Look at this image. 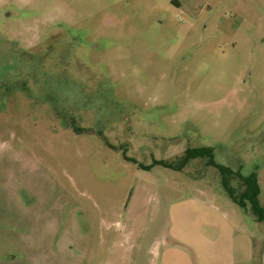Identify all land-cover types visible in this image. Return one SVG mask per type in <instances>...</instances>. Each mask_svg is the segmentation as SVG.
<instances>
[{
  "label": "rangeland",
  "instance_id": "obj_1",
  "mask_svg": "<svg viewBox=\"0 0 264 264\" xmlns=\"http://www.w3.org/2000/svg\"><path fill=\"white\" fill-rule=\"evenodd\" d=\"M251 174L264 0H0V264H264Z\"/></svg>",
  "mask_w": 264,
  "mask_h": 264
},
{
  "label": "trees",
  "instance_id": "obj_2",
  "mask_svg": "<svg viewBox=\"0 0 264 264\" xmlns=\"http://www.w3.org/2000/svg\"><path fill=\"white\" fill-rule=\"evenodd\" d=\"M211 154V148H189L186 151L185 155V161H188L193 158L198 157H205ZM213 156L210 157V163L217 166L215 161L213 160ZM218 167L225 173H233L232 170L229 169V167L225 166H219ZM234 174V173H233ZM240 178L242 177L241 174ZM243 184L245 187V191L242 192L241 195H238L233 189L229 183V181L224 179L225 188L228 192V194L231 196V198L237 202L241 207L245 208L247 206V203H249L252 206V209L254 213L257 215V218L259 221H264V207H262L258 201V195H259V186L257 177L255 174H251L250 176L243 177Z\"/></svg>",
  "mask_w": 264,
  "mask_h": 264
}]
</instances>
